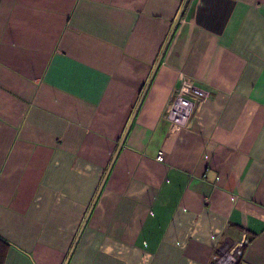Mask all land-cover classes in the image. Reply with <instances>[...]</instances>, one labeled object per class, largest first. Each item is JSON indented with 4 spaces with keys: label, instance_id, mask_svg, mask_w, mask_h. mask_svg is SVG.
I'll return each mask as SVG.
<instances>
[{
    "label": "crops",
    "instance_id": "crops-1",
    "mask_svg": "<svg viewBox=\"0 0 264 264\" xmlns=\"http://www.w3.org/2000/svg\"><path fill=\"white\" fill-rule=\"evenodd\" d=\"M183 2L0 0V264H264V0H188L142 95Z\"/></svg>",
    "mask_w": 264,
    "mask_h": 264
},
{
    "label": "built area",
    "instance_id": "built-area-1",
    "mask_svg": "<svg viewBox=\"0 0 264 264\" xmlns=\"http://www.w3.org/2000/svg\"><path fill=\"white\" fill-rule=\"evenodd\" d=\"M206 96L207 92L202 88L192 83L184 82L167 107V120L170 121L175 129L188 126L195 107V99H202ZM162 158V152L159 151L157 159L161 160ZM245 241L246 239L234 246L230 251L221 252V255L210 264H234L237 257L242 254V246Z\"/></svg>",
    "mask_w": 264,
    "mask_h": 264
},
{
    "label": "water",
    "instance_id": "water-1",
    "mask_svg": "<svg viewBox=\"0 0 264 264\" xmlns=\"http://www.w3.org/2000/svg\"><path fill=\"white\" fill-rule=\"evenodd\" d=\"M187 2H188V0H184L183 4H182V6H181V9H180V11H179V14H178V16H177V18H176V20H175V22H174V24H173V26H172V29H171V31H170L168 37H167V40H166V42H165V44H164V46H163V49H162V51H161V54L159 55V58H158L156 64L154 65V67H153V70H152V72H151L150 78H149V80H148V82H147V84H146V86H145V88H144V90H143V92H142V95L144 94V92H145V90H146V88H147V85L149 84V82H150V80H151V78H152V76H153V74H154V72H155V70H156V67H157L158 63H159V61H160L162 55L164 54V52H165V50H166V47H167V45H168V43H169V40H170V38H171V36H172V34H173V31H174V29H175V27H176V25H177V23H178V21H179L181 15H182V13H183V10H184V8H185ZM133 115H134V114H133ZM132 118H133V116L131 117V119H130V121H129V124H130ZM125 133H126V131H125ZM125 133H124V135H125ZM124 135H123V137H122V139H121V141H120L119 146L122 144V140H123V138H124ZM66 263H67V260L65 261L64 264H66Z\"/></svg>",
    "mask_w": 264,
    "mask_h": 264
}]
</instances>
